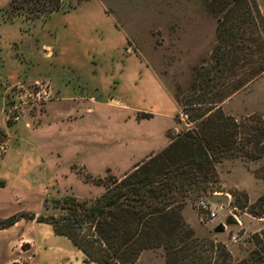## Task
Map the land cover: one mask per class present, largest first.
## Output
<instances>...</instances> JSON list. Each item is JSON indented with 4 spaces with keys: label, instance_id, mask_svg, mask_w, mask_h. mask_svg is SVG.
I'll list each match as a JSON object with an SVG mask.
<instances>
[{
    "label": "rangeland",
    "instance_id": "rangeland-1",
    "mask_svg": "<svg viewBox=\"0 0 264 264\" xmlns=\"http://www.w3.org/2000/svg\"><path fill=\"white\" fill-rule=\"evenodd\" d=\"M8 2L0 0V7L7 9ZM256 2L264 17V0ZM69 3L73 4L74 0H62V9L66 10ZM100 7L109 13L107 21L99 19L92 26L76 21L81 10ZM210 8V0H91L67 15L57 13L35 23L28 32L19 22L10 27L6 25L2 35L7 40L21 42L30 54H35L31 63L34 70L38 65L40 79L53 76L54 83L67 87L64 95L68 90L83 95L97 94L95 103L81 104V109L70 100L57 105L58 110L51 107L57 113L48 112L34 131L25 126L30 120L27 115H35L45 102L33 104L23 95L17 97V108L8 110L7 118L24 116L9 128L0 108V129L7 136L0 157V177L6 181L7 190L0 192V200H10L12 205L4 206L1 211L19 209L17 213H35L44 208V214L57 215L59 210L52 208L53 202L72 195L69 187L71 192L87 197L96 191L88 189L76 177L79 173L81 177L85 174L76 167L78 164H84L87 172L95 177L105 176L106 167L114 174L119 173L140 153L163 145L171 132L188 127L182 116L178 123L173 119L178 112L173 94L176 88L180 93L185 92L193 67L210 55L217 27L216 16ZM0 15L6 16L3 11ZM112 22L118 27L116 30L110 28ZM64 25L67 31L63 30ZM34 38L44 45L59 46L55 68L43 56L45 48L39 46L35 52ZM126 39L125 51L132 50V56L125 55ZM7 44L8 41L3 51L8 53ZM84 106H89L91 112L80 113ZM219 107L235 119L252 113L264 116V73L224 99ZM61 109L71 117L80 114L83 117L61 121L58 116ZM142 113L151 116L136 117ZM255 167V164L246 167L239 159L216 164L217 182L212 185L211 194L226 195L227 202L212 206L214 217L198 207V201L203 199L200 197L188 202L182 210L194 236L223 243L232 264L251 247L249 236L264 227V215L253 218L231 205L230 191L234 189L245 192L248 203L264 195V182L251 174ZM98 188L102 190L101 185ZM37 227L30 232L23 228L14 232L16 237L33 241L36 261L79 264L78 250L61 236L54 234L47 238V252L40 251L41 243L37 244L36 240L40 227ZM151 251L153 255H145L140 264H163L161 251ZM5 257L6 254L0 256V264ZM16 257L20 256L16 254Z\"/></svg>",
    "mask_w": 264,
    "mask_h": 264
},
{
    "label": "trees",
    "instance_id": "trees-1",
    "mask_svg": "<svg viewBox=\"0 0 264 264\" xmlns=\"http://www.w3.org/2000/svg\"><path fill=\"white\" fill-rule=\"evenodd\" d=\"M82 1L74 0L63 10L62 0H9L3 12L7 19L22 16L32 22ZM210 2L217 23L210 55L193 67L185 92L176 88L173 94L178 106L173 119L178 123L182 116L189 126L171 132L163 148L120 177L108 169L102 177L85 173L84 181L102 186L98 196L66 195L53 202L57 215L36 217L77 248L85 264H132L144 250L161 251L163 264H232L223 243L194 236L182 210L214 192L216 164L224 160L239 159L246 167L255 164L251 174L264 182V116L252 113L235 119L219 107L264 73V17L256 0ZM13 121L9 116L6 126ZM6 138L0 129V157ZM230 194L233 208L257 219L264 215V195L248 203L245 192L234 189ZM20 218L31 220L34 215L20 212L1 219L0 230ZM248 242L251 247L234 264H264V227Z\"/></svg>",
    "mask_w": 264,
    "mask_h": 264
},
{
    "label": "crops",
    "instance_id": "crops-1",
    "mask_svg": "<svg viewBox=\"0 0 264 264\" xmlns=\"http://www.w3.org/2000/svg\"><path fill=\"white\" fill-rule=\"evenodd\" d=\"M90 1L91 0H84L80 2L78 5H76L74 8L69 9L68 11L59 10V11L49 14L44 19H37L32 22L26 21L20 16H15V17H12L11 19H7L6 16L0 15V108L2 109L3 114H4L3 118L5 119V125H6L8 110L17 108V104L15 103L16 100L18 99L17 97L21 98L23 93L27 91L28 88H30L35 83L42 82V83L47 84L49 88L51 89L52 94L55 97H52L50 100L46 101L42 105V108L36 111L35 115H27L29 116L30 120L25 123V126L28 127L31 131H34L38 126H40L42 122V118L46 117L48 112H51V110L52 112H56V110L60 109V107H58L57 105H59L65 100H70L72 103H75V105L79 107V109H81L82 105H85V103H88V104L95 103L97 93L90 94V95L88 94L83 95L81 92L77 94V92H75L74 90H71V91L68 90L67 94L64 95V92L67 91L66 90L67 87L63 83H60V85L57 83H54L53 76L51 78L47 77L46 79H40L38 75V65L36 64L37 68L36 70H34V67L32 66V63H31V60L35 58V54L34 53L30 54V52L25 49V47L23 46L21 42H19L18 44L14 41H10L9 39L7 40L2 35V31L3 29H5L4 27L6 25H9L8 27H10L12 24L19 22V25L25 26L28 32L34 26L35 23L44 22L46 19H48L49 17L57 13H63L67 15L71 13L72 11L80 9V7H82L83 5H85L86 3ZM2 11L3 9L2 7H0V13ZM108 14L109 13H107L104 7H100L97 10L84 9L80 11V14L77 16L76 21L79 24H85L86 26H92V25H96L97 20L99 19H104L105 21H107ZM77 28H79V25H77ZM110 28L112 30H116L118 27L115 25V22H112V26H110ZM63 30L67 31L66 25L63 26ZM6 41H8L7 46H9L8 53L6 51H3V46L5 45ZM33 41H34L33 45L35 47V52L37 53L39 46H42V48H45L44 49L45 51L43 52V56L50 59L52 63L51 68H55L56 59H58V55L60 54L59 46L57 44H53L51 46L44 45V44H41L38 41V39H35V38ZM125 43H126V46L124 47V51H125V48L127 47V39ZM133 53L134 52L130 49H127V51H125L126 56H132ZM140 67L141 66H139V68ZM55 79L58 81L57 77ZM112 85L115 86V83H113ZM51 107L56 108V110H54ZM61 110L62 111L58 113V116L61 119V121H68L70 119L75 120L77 118L82 119L83 117L82 114H80L79 116L71 117L70 115H68L67 112H64L63 109ZM77 110L75 112H77ZM91 110L92 109L89 106H84L82 111H80V113L91 112ZM23 116L21 115L18 116L17 119H15L12 125L9 127H13L14 125H16V123L19 122L20 118H22ZM9 127L6 126V128H9ZM166 143H167V140L160 147L150 148L144 151L143 153H140L141 155L139 154L137 158L133 159L132 163L128 167H126L125 169H122L119 173L114 174L113 172L110 171L109 167H106L105 170L108 169L109 172L112 173V175L120 177L124 173L128 172L135 163H138L146 159L151 154L156 153L161 148H163L166 145ZM76 167H79L81 169V172L88 173L87 168L84 166V164L82 163L78 164ZM76 175L77 174H75V176ZM76 177H78L82 181V183H84V185L87 186L88 189H92V190L96 189V191L93 192L91 196L87 197V196H82L77 193L71 192V188L69 187L68 189L73 196L79 199H92L98 196L102 192V190L98 188V185H95L92 182L84 181L81 177V173H79L78 176ZM91 177H95V176L91 175ZM4 190H7V184H6V181L0 177V192ZM41 205L43 206V201ZM4 206L11 207L12 205L10 204V200H7L6 202H3L2 200H0V220L7 218L8 216L12 215L15 212L17 213L18 211H20L19 209H8L2 212L1 209H3ZM44 211H46L44 210V208L42 209V211H36L35 213H32L34 215L33 219L28 220V221L17 220L13 225L0 230V256H4V254H6L5 260L2 264H13V263L20 264L21 261H24L26 264H41L39 261H36L34 259V254L32 253L33 248H34L33 241L30 240L29 238L16 237V235H14V232H16L19 228H23L30 232L31 230H33L32 228L36 227L35 229H37L38 228L37 226H39L40 233L39 235H37L38 233H36V240H37V244L38 242H40L41 244H40V248L38 249L46 253L48 249L46 240L47 238H52L54 235V232H53L51 225L44 223V222L36 221V217L38 215L44 214ZM48 226H50V230ZM12 238H14L13 241H11ZM13 248H15V251H18V253L16 254L19 255L20 257H16V254L15 255L13 254V252H15L13 251ZM78 252L80 254L78 263L85 264L82 261L83 256L81 252L79 250ZM145 255H149L151 257L153 255V252L151 250L142 251L139 257L137 258V260L132 264L142 263V259ZM88 264H93V263H88Z\"/></svg>",
    "mask_w": 264,
    "mask_h": 264
},
{
    "label": "built area",
    "instance_id": "built-area-1",
    "mask_svg": "<svg viewBox=\"0 0 264 264\" xmlns=\"http://www.w3.org/2000/svg\"><path fill=\"white\" fill-rule=\"evenodd\" d=\"M52 92L49 86L45 83H35L27 91L23 93L24 99L27 102L36 104L39 102H46L52 98ZM12 118L16 119L17 115H13ZM214 204H211L207 201L206 198L198 201V207L207 210L210 217H214L215 211L212 209Z\"/></svg>",
    "mask_w": 264,
    "mask_h": 264
},
{
    "label": "water",
    "instance_id": "water-1",
    "mask_svg": "<svg viewBox=\"0 0 264 264\" xmlns=\"http://www.w3.org/2000/svg\"><path fill=\"white\" fill-rule=\"evenodd\" d=\"M207 201L211 204L222 205L227 202V196L223 194H210L206 197Z\"/></svg>",
    "mask_w": 264,
    "mask_h": 264
}]
</instances>
